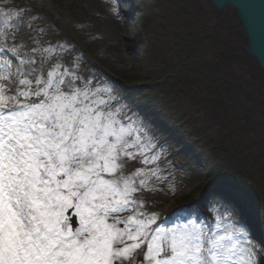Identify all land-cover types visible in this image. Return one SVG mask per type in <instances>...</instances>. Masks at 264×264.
<instances>
[{"label":"snow or ice","instance_id":"1","mask_svg":"<svg viewBox=\"0 0 264 264\" xmlns=\"http://www.w3.org/2000/svg\"><path fill=\"white\" fill-rule=\"evenodd\" d=\"M2 15L9 29L20 12ZM34 44L0 49V264H257L231 219L242 188L216 182L230 208L212 221L187 208L158 222L145 194L167 177L139 116L111 82Z\"/></svg>","mask_w":264,"mask_h":264},{"label":"trees","instance_id":"2","mask_svg":"<svg viewBox=\"0 0 264 264\" xmlns=\"http://www.w3.org/2000/svg\"><path fill=\"white\" fill-rule=\"evenodd\" d=\"M144 10L145 47L137 42L129 52L126 98L148 111L135 112L142 123L163 114V131L177 128L176 140L207 169L199 189L178 205L227 179L264 211V73L243 52L236 12L221 14L204 0H156Z\"/></svg>","mask_w":264,"mask_h":264},{"label":"rangeland","instance_id":"3","mask_svg":"<svg viewBox=\"0 0 264 264\" xmlns=\"http://www.w3.org/2000/svg\"><path fill=\"white\" fill-rule=\"evenodd\" d=\"M143 1L116 0L114 3L113 0H0V49L15 46L23 55L36 46L34 41H38L41 47H54L60 59L78 67L75 70L81 77L94 80L98 78L103 82L104 78L109 76L116 83L115 85L111 83L114 88L113 95H116L115 87H119L127 78L124 63L131 62L130 58H123L124 53L132 50L133 42L142 41L139 25L145 11L144 4H154L156 0ZM100 2L108 6L112 4V8H116L114 14L111 16L103 14L97 9L96 5ZM204 6L203 4L202 7ZM17 11L20 12L19 18L12 20V28L5 29L2 14L7 13L9 17H15ZM12 58L15 60V57ZM84 64H91L96 68L91 74L86 75ZM162 116L163 114L158 116L157 120L162 121ZM143 126L145 129L148 127L147 123H143ZM154 141L161 153L158 166L161 174L167 179L163 182L154 181L157 190L146 193L145 196L148 200V210L155 212L158 217L163 205L169 204L171 208L165 226H170L174 222L175 217L172 214L181 209L191 208L194 216L208 221H212L214 211L225 214L229 210L230 205L212 194L214 185L202 191L190 205L185 204V208L182 206L176 210L174 206L184 195L185 189L193 191L194 187L202 182L198 177L203 169L204 160L198 156L191 157V153L186 152L187 160L182 162L173 150L179 146L176 138L174 140L170 137L163 139L155 137ZM163 141L168 145L166 149H160ZM173 162L178 163L177 167ZM139 166L135 162L130 165ZM247 212L251 213L250 221L243 217ZM258 218L264 220V211L246 198L244 211H237L235 216L231 217L232 220L239 222L249 241L248 246L257 253V264H264V240L255 234V221ZM252 219L254 222H251ZM263 220L260 222L264 223ZM262 228L264 231V227Z\"/></svg>","mask_w":264,"mask_h":264},{"label":"water","instance_id":"4","mask_svg":"<svg viewBox=\"0 0 264 264\" xmlns=\"http://www.w3.org/2000/svg\"><path fill=\"white\" fill-rule=\"evenodd\" d=\"M216 11L237 12L238 26L246 37L243 52L257 62L264 73V0H205ZM264 84V81H263Z\"/></svg>","mask_w":264,"mask_h":264},{"label":"bare ground","instance_id":"5","mask_svg":"<svg viewBox=\"0 0 264 264\" xmlns=\"http://www.w3.org/2000/svg\"><path fill=\"white\" fill-rule=\"evenodd\" d=\"M100 4H101V6H100ZM96 7H97V9H100L103 14H109L110 16L114 14L112 4H109V6H108V5H106V3L100 2V3H97ZM250 214H251L250 212H247V214H245V216H243V217L249 219V221H250ZM260 220L262 221L263 218H258L255 221V225H256L255 234L264 240V231L262 228V227H264V223L260 222ZM251 222H254V220L252 219ZM259 223H261L260 224L261 227L258 225Z\"/></svg>","mask_w":264,"mask_h":264}]
</instances>
